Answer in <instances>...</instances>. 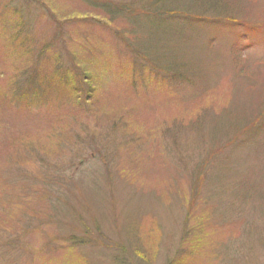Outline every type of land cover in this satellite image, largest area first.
Segmentation results:
<instances>
[{"label": "rangeland", "instance_id": "1", "mask_svg": "<svg viewBox=\"0 0 264 264\" xmlns=\"http://www.w3.org/2000/svg\"><path fill=\"white\" fill-rule=\"evenodd\" d=\"M205 1L0 0V264H264V0Z\"/></svg>", "mask_w": 264, "mask_h": 264}, {"label": "trees", "instance_id": "2", "mask_svg": "<svg viewBox=\"0 0 264 264\" xmlns=\"http://www.w3.org/2000/svg\"><path fill=\"white\" fill-rule=\"evenodd\" d=\"M151 5H152V9H154V13L153 15H155L156 10V18H160V13L165 12V13H175L178 12L174 9H177L178 7H183V6H189V9L192 10L193 6L197 7V9H201V7L203 6L204 8L210 7L212 5V3H214V1L212 3H207L205 0H147ZM90 2L93 4L94 0H90ZM190 2V3H189ZM193 2V4H192ZM209 2V0H208ZM112 8L107 9V11H109V13H114L116 16L120 17V18H126V19H130V15L132 14L130 8L128 7L127 9L125 8L124 5H117V4H112ZM190 10H185L182 14V16H185L186 14L189 15H193L191 13ZM193 17V16H192ZM199 18V17H197ZM196 18V19H197ZM152 24V23H151ZM145 34L143 33L141 35V37H143ZM140 37V39H142ZM140 39H138L137 41H135V46L136 48H131V53L134 54L135 56L141 58L142 60L147 59L151 64L154 65L156 71H158V68L166 73V75H175L176 71L178 68H180V64H181V60L177 59V56L179 55V53L175 54V53H165L166 55H164V52L166 51L167 48V44L166 43H160L157 42L155 35L154 37L151 39L145 37L143 39V43L140 42ZM138 47H140L141 49H139ZM143 48V50H142ZM157 53H160V58L158 57ZM180 59V56H178ZM259 118V125L260 128L262 129V131L264 130V111H261L259 113V116L257 117ZM249 126V125H248ZM259 128V129H260ZM240 134L242 135H247L244 134V131L241 130ZM244 139L247 140L248 136H244ZM262 143V141H261ZM260 143V145H261ZM230 146H234V142H229ZM93 227H98L97 223H93ZM136 234L135 236V240L139 243H137L135 241V243H133L132 247V255H133V259L129 261V264H135L134 260L135 258L138 260H143L142 263L144 262V260H146L149 256V259L151 257V253L149 252V250L146 248V240L143 241V239H141L142 237L140 236V234L143 235L142 232H134ZM133 233V234H134ZM144 236V235H143ZM102 236V232L99 231L97 228H93L90 231H87L86 234H84L83 236V240H86L84 244H91V243H96L99 242ZM148 245V244H147ZM150 246V245H149ZM153 245H151L150 247H152ZM149 247V248H150ZM143 248L145 250V255H140V249ZM122 250H124V248L122 247ZM125 252V250H124ZM146 256V258H144ZM136 260V261H137ZM118 261V262H117ZM114 261L113 264H127L128 262L126 261V258L122 259V260H118ZM148 262V261H147Z\"/></svg>", "mask_w": 264, "mask_h": 264}]
</instances>
